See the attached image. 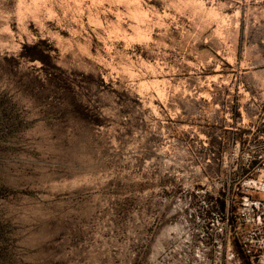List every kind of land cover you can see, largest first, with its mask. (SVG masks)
Segmentation results:
<instances>
[{
	"label": "rangeland",
	"instance_id": "1",
	"mask_svg": "<svg viewBox=\"0 0 264 264\" xmlns=\"http://www.w3.org/2000/svg\"><path fill=\"white\" fill-rule=\"evenodd\" d=\"M248 262L264 0H0V264Z\"/></svg>",
	"mask_w": 264,
	"mask_h": 264
},
{
	"label": "built area",
	"instance_id": "2",
	"mask_svg": "<svg viewBox=\"0 0 264 264\" xmlns=\"http://www.w3.org/2000/svg\"><path fill=\"white\" fill-rule=\"evenodd\" d=\"M242 253L246 257H250V254H251L250 249L246 248V245H244V248L242 247Z\"/></svg>",
	"mask_w": 264,
	"mask_h": 264
},
{
	"label": "trees",
	"instance_id": "3",
	"mask_svg": "<svg viewBox=\"0 0 264 264\" xmlns=\"http://www.w3.org/2000/svg\"><path fill=\"white\" fill-rule=\"evenodd\" d=\"M231 220H232V218H231ZM232 224L235 225V223H233V221H232ZM245 257H246V256H245ZM246 258H247V257H246ZM248 264H250V262H248Z\"/></svg>",
	"mask_w": 264,
	"mask_h": 264
}]
</instances>
